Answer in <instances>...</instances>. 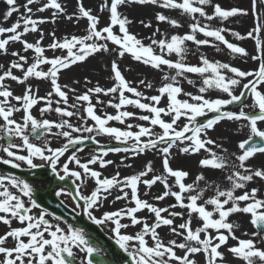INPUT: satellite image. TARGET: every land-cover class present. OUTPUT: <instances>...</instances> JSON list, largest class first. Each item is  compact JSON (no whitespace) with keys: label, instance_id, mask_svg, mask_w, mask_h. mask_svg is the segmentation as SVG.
Returning a JSON list of instances; mask_svg holds the SVG:
<instances>
[{"label":"snow or ice","instance_id":"snow-or-ice-1","mask_svg":"<svg viewBox=\"0 0 264 264\" xmlns=\"http://www.w3.org/2000/svg\"><path fill=\"white\" fill-rule=\"evenodd\" d=\"M4 3L7 10L3 21L7 22L14 13L19 16L9 27L0 26V55L13 58L6 66L0 65V139L5 140L0 144V165L10 169L26 165L30 171L47 169L58 181L71 180V186L59 188L55 196H71L74 217H87L93 225L107 229L127 264H201L197 257L203 258V264H229L227 254L244 264H264V195L259 187L249 188L250 184L264 182V166L250 164L257 154L264 155V129L260 127L264 124V0H251L255 26L246 36L227 27L226 22L248 12L226 10L214 0H102L99 13H108L102 27L101 15L86 8L83 0H77L71 14L60 0ZM128 4L161 9L154 20L157 25L166 23L173 29L183 25L165 11H178L189 20L187 31L168 35L157 27L145 38L149 41L145 44L130 31L132 21L120 11ZM46 11L49 17L36 15ZM60 18L76 24L86 21L84 34L58 37L55 31L46 33L41 28ZM140 23L152 28L151 22ZM30 33L38 37L34 42L24 39ZM226 34L235 40L255 41L257 54L251 56L258 62L255 70H241L203 54L199 64L186 62L188 42L217 51L223 45L233 55L248 57V52L230 42ZM46 37L51 40L44 46ZM15 43L21 49L9 52ZM48 51L53 53L51 57L46 55ZM58 51L62 54L57 55ZM103 54L111 57V86L97 82L89 87L92 82L85 79L84 91L80 92L59 82L62 71ZM126 55L163 73L161 85L154 87L151 81L140 79L133 86L120 68ZM165 67L170 71L164 72ZM188 74L199 77L196 93L183 87V80L195 86ZM32 79L50 83L46 95H39L38 87L34 89L29 83ZM8 81L24 86L23 92L17 95ZM145 90L157 94L148 95ZM213 90L223 95H207ZM233 105L236 110L230 107ZM37 107L39 117L33 114ZM109 107L115 114L106 111ZM129 107L139 111H129ZM47 113L59 119L50 120ZM133 120L145 123H131ZM113 121L123 127L111 126ZM223 121L247 128V137L237 145L239 153H229L211 137L210 133ZM47 135L53 139H46ZM102 137L118 146L102 143ZM33 138L41 143H34ZM58 138H62V144L53 147ZM89 145L94 147L89 158L82 161L78 154ZM110 153H123L120 164L126 168L133 167L128 161L152 153L160 160V168L149 160L134 174L121 177L117 171L104 176L95 166L105 169L113 165L114 161L107 159ZM177 154L200 157L197 163L201 171L190 183H186L188 171L173 167ZM36 160L43 163L37 164ZM213 171L222 176L210 179L206 172ZM90 181L94 187L86 192ZM157 184L163 191L152 200L171 198L173 203L160 207L142 198L141 186L146 189L143 195L148 196ZM35 191L34 185L21 176L11 172L0 175V224L5 226L0 233V264H77L80 254L79 264H104L107 249L93 243L95 238L82 227L48 212ZM114 192L113 203L124 201V206L101 211ZM209 192L212 195L208 196ZM145 210L148 216L138 215ZM234 214L250 217L255 230L242 233L249 238L236 234L241 226L230 220ZM177 219L181 220L178 224ZM14 222L20 226L13 227ZM194 222L198 226L193 227ZM164 227L173 238L165 240L161 236L159 230ZM131 228L137 230L130 232ZM230 241L235 244L230 245Z\"/></svg>","mask_w":264,"mask_h":264},{"label":"rangeland","instance_id":"rangeland-1","mask_svg":"<svg viewBox=\"0 0 264 264\" xmlns=\"http://www.w3.org/2000/svg\"><path fill=\"white\" fill-rule=\"evenodd\" d=\"M60 2L64 5H66L67 12L71 14L77 4V0H60ZM215 3L220 4L224 9H231V8H238V9H244L248 12V15H240L234 18H230L228 22H226L227 27L233 29L234 31L239 32L241 35L246 36L247 32L250 31L254 26H255V20L252 14V3L251 0H214ZM17 3L19 5H22L21 0H17ZM83 3L86 8H91L93 9L94 13L101 15V27L105 26L107 23V12L99 13V5L102 3V0H83ZM39 5H34L33 7H38ZM7 10V5L4 3V0H0V26L3 27H9L12 22H14L18 16L19 13H14L13 16L7 21H3L2 16L4 12ZM120 11L128 17L132 21V24L129 26L130 31L138 36V38L144 39V43L147 44L149 41L145 39L146 37L150 36L153 31L157 27L160 28L161 32L167 33L168 35L171 34H183L184 32L187 31V24L189 22L187 17H184L179 13L178 11L174 10H166L165 14L177 18L181 21L183 27L180 29H173L171 28L168 24H159L157 25V22L154 20V15L157 11H162L161 9H158L154 6L150 5H139V4H128L126 6H123L120 8ZM210 11V9H209ZM21 12H23V8L21 7ZM36 15H42L44 17H49L50 12L46 11L42 14H36ZM143 20L145 23H152V28H145L140 21ZM216 23V22H214ZM217 26H224L223 24H217ZM86 27V21L81 20L78 24L69 22L68 20L64 18H60L56 23H46L44 25H41V28L46 32H51L55 31L56 35L58 37H63L65 35H70V34H76V35H83L84 30ZM37 35L34 33H30L27 36L24 37L29 42H34L37 39ZM160 38V37H157ZM198 38H203L202 36ZM226 38L233 43H236L238 46L243 47L247 52H248V57H240L238 54L233 55L231 54L226 48H224L223 45H220V51H217L216 48L210 47V46H201L200 48H197L196 46L192 45L191 42H188V48L190 49V52L186 58V62L191 63V64H199V56L200 54H203L207 56L210 60L213 61H220L223 63H229L232 66H235L241 70L245 71H253L257 68L258 62L254 61L251 59V56L257 54L256 50V43L253 39L246 38L243 40H235L234 37L227 35ZM51 37H46V39L43 41V45L46 46L48 43H50ZM262 40H264V36H262ZM21 45L19 43L12 44L9 47V52L13 50H20ZM57 55H60L59 51L56 53ZM31 60L32 53L29 52L27 53ZM49 57L53 55L51 51H48L46 53ZM176 57L173 56L172 59H175ZM13 58L8 55H0V65H7L10 60ZM110 61L111 57H109L107 54L103 55H97L95 57L89 58L86 62L80 63L78 65L73 66L70 70H65L62 71L60 74V83L63 84H68L71 85L72 87L77 88L80 92L84 91V81L85 79L91 80L92 84L88 85L91 87L92 85H95L97 82L101 86L104 87H109L111 86L112 81L109 79L110 77ZM120 68L123 72V74L126 76V78L129 81L133 82V86L136 85V83L140 79H146L148 81H151L154 84V87H159L162 83V76L163 73L153 70L150 67L144 66L140 64L139 62L133 61L130 56L126 55L121 61H120ZM166 67L164 68V72H169ZM17 75H20L19 72H16ZM188 78L192 79L194 81L195 86L189 85L186 80L182 81L183 87L185 91H190L193 93H196L197 88L199 86V77L196 76L195 74H188ZM80 81L79 84H73V81ZM9 84H11L12 88L14 89L15 93L17 95L21 94L23 92L24 86L22 85H17L14 82L8 81ZM29 83L32 84L33 88L39 89V95L44 96L46 93L50 90V83L45 82L42 80H35L32 79L29 81ZM146 94L148 95H154L157 94L154 90H145ZM207 95L211 96L212 98H216L217 96L223 95L221 93H218L216 91H210ZM105 101H107V97H101ZM181 99H184L185 97L181 96ZM95 102V101H94ZM248 103L249 101H245ZM166 101L162 102L161 106H164ZM42 106V105H41ZM98 107V114L99 112V107ZM233 110H236L235 105L230 106ZM127 110L129 111H136L138 112L139 110L134 109L129 107ZM247 110V109H246ZM106 111L110 114H115V110L112 108H106ZM33 114L39 117V108H34L33 109ZM46 118L48 119H59L58 117L55 116L54 113H47L45 114ZM75 122V121H73ZM131 123H145L141 121H130ZM111 126L115 127H123L122 125L118 124L117 122L113 121L110 122ZM262 129H264V124L260 125ZM248 130L247 128H241V124L237 122H231V121H223L221 122L215 129V131L211 132L210 135L213 139H215L218 143L223 144L224 148L228 149L229 153H239L238 149V142L245 139L247 137ZM48 140H52L51 135H47L45 137ZM101 142L104 144H110L116 145L115 141H110L109 138L107 137H102L100 138ZM34 143H41V141H36L33 140ZM63 140L62 138L56 139L52 146H58L62 144ZM4 140L0 139V144H3ZM175 151V150H174ZM80 158L82 161L86 160L89 158L90 155V150L85 149L84 152L79 153ZM124 154L123 153H110L107 159H110L114 161L113 165L108 166L105 169H99L98 165L95 166L98 170L102 172L104 176H112L114 175L117 171L120 172L121 177L123 176H128L131 174H134L135 172L141 170L143 166L149 161H153L154 167L157 169L160 168V160L154 156L152 153H148L147 155L140 156L137 159H133L128 161V163H131L133 167L131 168H126L123 165L120 164V160ZM199 156H185L181 154H177L176 160L173 164V167L177 168H182L190 173L189 178L186 180V183L192 182V180L195 178L197 173L201 171L198 168V159ZM35 163L41 164L43 163L40 160H36ZM251 165H254L256 167H261L264 166V155L257 154L254 159L250 161ZM27 168L26 165H22L21 169ZM0 175H3V173H0ZM206 175L210 179H217L218 177L222 176V173L219 171H213V172H206ZM32 183V182H30ZM94 187V182H89L87 184V187L85 189L86 192H89L92 190ZM251 187H259L261 189V194L264 195V182H257L254 184H250L249 188ZM36 189V188H35ZM38 190V189H36ZM146 191V189L141 186V195L143 199H147L150 202L157 203L158 206L160 207H165L170 203H173L174 201L171 198H167L165 201L162 202H156L152 200V196L159 194L163 191L162 185H155L151 189V194L148 196H144L143 193ZM239 194V193H238ZM116 195V192L113 193V196L109 197L108 201L105 202L104 207L101 211L103 210H114L116 208L124 206L125 202L124 201H117L113 203L114 196ZM208 196L212 195L211 192L207 194ZM60 201H63L65 205H67L70 208L74 207V203L70 199V196H61L59 197ZM177 211H180V209H176ZM97 215L100 214V212L96 213ZM138 215L140 216H148L149 214L147 211H143L139 213ZM87 218V217H86ZM51 219V217H49ZM250 217L247 215H240V214H234L232 217H230V220L232 222L238 223L241 227L239 231H237V235L240 236L241 238H249L247 236H243V232H248L251 233L255 229L253 226L249 223ZM55 223V221H53ZM181 220L177 219L176 223H180ZM20 226L18 223L14 222L13 227H18ZM62 226L63 225L62 223ZM198 226L197 222L193 223V227ZM102 232L109 238L112 239L111 233L105 229L101 228ZM137 229L131 228L129 229L130 232H135ZM5 231V226L0 224V233H3ZM161 236L167 240L170 238H173L171 234L169 233V230L167 227L161 228L160 230ZM235 244L234 241H230V245ZM222 251L227 252L226 249L222 248ZM179 254V253H178ZM83 254H80L82 256ZM80 256L77 257V264H79V259ZM201 261V264H203V258L202 257H197ZM227 260L229 264H244V262L238 258H234L231 256V254H227Z\"/></svg>","mask_w":264,"mask_h":264},{"label":"water","instance_id":"water-1","mask_svg":"<svg viewBox=\"0 0 264 264\" xmlns=\"http://www.w3.org/2000/svg\"><path fill=\"white\" fill-rule=\"evenodd\" d=\"M24 3V0H22ZM92 146V145H89ZM0 170L3 172H11L24 179H37L48 181V186L44 192H36L35 196L38 199L42 207L54 215L62 216L68 220L73 226L82 227L86 232L90 233L96 240H98L107 249V253L110 256L112 263L110 264H127L124 254L115 246L113 241L108 240L98 229L96 225L89 223L82 218L74 217L72 211L60 204V202L53 196V190L58 186L70 187V182H61L56 180L47 169H36L33 171H18L10 169L5 165H0ZM93 243H95L93 241ZM100 259V257H97ZM108 264V262H104Z\"/></svg>","mask_w":264,"mask_h":264},{"label":"bare ground","instance_id":"bare-ground-1","mask_svg":"<svg viewBox=\"0 0 264 264\" xmlns=\"http://www.w3.org/2000/svg\"><path fill=\"white\" fill-rule=\"evenodd\" d=\"M34 187L37 189H42L44 186L43 182L33 183Z\"/></svg>","mask_w":264,"mask_h":264}]
</instances>
